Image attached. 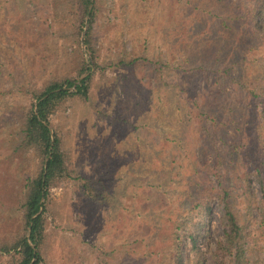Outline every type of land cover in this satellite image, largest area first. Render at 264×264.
Wrapping results in <instances>:
<instances>
[{
	"label": "rangeland",
	"instance_id": "rangeland-1",
	"mask_svg": "<svg viewBox=\"0 0 264 264\" xmlns=\"http://www.w3.org/2000/svg\"><path fill=\"white\" fill-rule=\"evenodd\" d=\"M93 1L90 94L50 117L72 177L49 190L42 264H152L181 204L199 202L226 169L242 187V161H259L252 97L223 71L232 43L252 59L261 51L249 50L239 0L218 8L213 0ZM82 19L71 0H0V244L19 233L23 185L38 170L37 154L19 147L30 91L78 78L88 59ZM74 177L95 182L105 199L82 198ZM218 216L214 203L205 227L212 241ZM257 225L248 264H264ZM12 261L0 255V264Z\"/></svg>",
	"mask_w": 264,
	"mask_h": 264
},
{
	"label": "trees",
	"instance_id": "trees-1",
	"mask_svg": "<svg viewBox=\"0 0 264 264\" xmlns=\"http://www.w3.org/2000/svg\"><path fill=\"white\" fill-rule=\"evenodd\" d=\"M71 1L77 3L83 17L79 34H82L86 22L82 42L88 59L82 62L77 79L50 80L41 88L30 91L32 102L22 118L19 147L37 154L38 170L23 185L19 204V233L11 241L0 244V255L12 256L11 264L43 263L41 246L45 237L49 190L53 185L72 177L68 154L61 150L55 129L51 132L50 117L68 99H88L93 69L97 66L93 62L95 51L90 41L96 16L95 3L93 0ZM213 1L218 8L220 0ZM238 2L237 6L244 7V15L249 21V50L259 48L261 54L259 58H249L239 54L238 46L232 43L231 66L223 72L252 97L247 113L251 116V133L259 150V161H242L243 179L239 181L242 187L231 181L229 170L226 169L224 180L218 183L217 188L202 189L199 202L193 206L181 204L170 225L169 237L163 238L152 264H248L250 226L257 223L258 229L264 230V0ZM250 80L257 81L254 88H248ZM72 179L76 181L73 183L82 198L94 203L105 199V190L95 182L81 177ZM253 180L256 189L252 186ZM214 203L219 208L218 226L221 235L212 241L205 227ZM124 263L122 260L118 264Z\"/></svg>",
	"mask_w": 264,
	"mask_h": 264
},
{
	"label": "water",
	"instance_id": "water-1",
	"mask_svg": "<svg viewBox=\"0 0 264 264\" xmlns=\"http://www.w3.org/2000/svg\"><path fill=\"white\" fill-rule=\"evenodd\" d=\"M85 31V30H84Z\"/></svg>",
	"mask_w": 264,
	"mask_h": 264
}]
</instances>
